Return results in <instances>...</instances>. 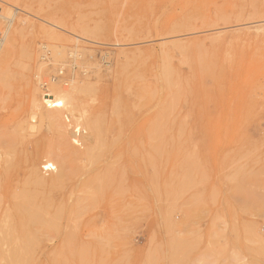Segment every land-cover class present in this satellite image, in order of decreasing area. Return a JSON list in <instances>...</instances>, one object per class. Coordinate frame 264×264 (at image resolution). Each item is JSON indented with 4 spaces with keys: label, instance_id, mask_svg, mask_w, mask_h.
Here are the masks:
<instances>
[{
    "label": "rangeland",
    "instance_id": "1",
    "mask_svg": "<svg viewBox=\"0 0 264 264\" xmlns=\"http://www.w3.org/2000/svg\"><path fill=\"white\" fill-rule=\"evenodd\" d=\"M0 14L3 165L60 170L34 150L62 135L32 87L41 102L72 89L71 145L94 147L0 264H264V0H0Z\"/></svg>",
    "mask_w": 264,
    "mask_h": 264
},
{
    "label": "bare ground",
    "instance_id": "2",
    "mask_svg": "<svg viewBox=\"0 0 264 264\" xmlns=\"http://www.w3.org/2000/svg\"><path fill=\"white\" fill-rule=\"evenodd\" d=\"M0 16L2 19L8 18L4 14H0ZM5 25L6 26H4L5 28L2 33L0 42V47L2 45V47L0 48V74L3 75H1L0 78H3L5 75L3 74L2 70L5 53V46L3 45L6 44L8 40L11 21H9ZM56 90L60 92V96L54 99H44L45 101L41 102L38 96L37 87H32L30 101L40 107L47 108V114L44 118H46L51 125H54L57 128L58 132L62 135L61 146L45 147L40 144V146L36 147L34 150L56 155L60 163V170H56L55 174L50 179H46L34 167L35 154L33 156L27 155L22 161V164L25 163L24 166L27 169L28 177L26 179H23L22 176H19V168L21 163L17 164L19 165V168L12 167L9 164L3 165V163L7 162L8 160L6 158V155L0 156V165L4 166L0 170V257H18L19 255L25 253V249L23 251L21 249V246L20 249L18 248V246L17 248L15 246L18 245V241L15 240L16 226L20 231L24 229V226H28L27 224L31 223V225H37L38 229H40L41 222L42 220H44L45 216L48 215V211L50 210L48 215L50 216L52 207L56 205V198L58 196V191L56 192V190L57 188H60L58 187V185L63 182L65 171H67H64V169L67 168L72 159L76 160V158L79 156L92 159V150L94 149V147H92V138L90 139V136L87 138L88 141L82 149L74 148L71 145L70 138L75 139V133L72 131H67L66 123L64 121V119L66 120V118L69 119L72 117H76L75 114L79 110L73 90L63 87H58V89L56 88ZM151 94L154 95L153 93ZM125 105L129 106V103L125 102ZM112 110L116 114V116H120V114L122 115L124 113V108H122V106L119 104L114 105ZM96 124L97 120H92L88 123V127L90 128L91 133L92 131L97 129ZM78 129L79 128H77V130ZM97 132L99 133V131ZM72 135H74V137ZM41 165L42 169H55L54 164L51 163L50 160L42 163ZM83 173L85 174L86 179H92L91 166H89L88 169H85ZM27 228L28 230H30L29 226ZM19 231L17 232L18 234ZM33 235L34 234H32L31 236L33 237ZM14 240L17 244H14Z\"/></svg>",
    "mask_w": 264,
    "mask_h": 264
},
{
    "label": "built area",
    "instance_id": "3",
    "mask_svg": "<svg viewBox=\"0 0 264 264\" xmlns=\"http://www.w3.org/2000/svg\"><path fill=\"white\" fill-rule=\"evenodd\" d=\"M0 42H1V33H0Z\"/></svg>",
    "mask_w": 264,
    "mask_h": 264
}]
</instances>
